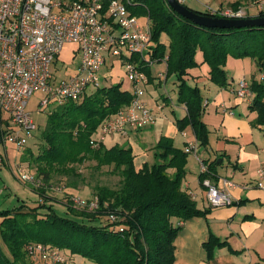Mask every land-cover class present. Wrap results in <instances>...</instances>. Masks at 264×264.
<instances>
[{"label": "trees", "instance_id": "obj_1", "mask_svg": "<svg viewBox=\"0 0 264 264\" xmlns=\"http://www.w3.org/2000/svg\"><path fill=\"white\" fill-rule=\"evenodd\" d=\"M132 12L149 17L153 31L152 58L166 59L167 78L175 76L178 101L187 107V116L177 120L183 132L191 127L200 147L208 148L209 128L203 120V98L197 87L187 82L189 71L202 63L210 67V79L221 88L230 86L225 70L227 58L251 57L260 73L264 72V27L242 29H209L200 27L179 15L167 0H133ZM250 1L236 0L235 11ZM189 8L188 6L184 5ZM214 18H226L209 11L198 12ZM264 17V11L246 18ZM166 35L169 46L161 38ZM136 62L138 59L135 57ZM143 70L152 82L151 69ZM254 99L250 109L258 113L256 125L264 127V79H252ZM132 94L122 84L96 89L81 102L68 101L53 107L43 132V145L38 155L30 150L32 164L39 177L48 183L53 177L67 179L70 188L89 184L79 168L90 163L93 172L117 176L116 188L94 187L99 208L94 212H78L67 208L61 215L50 199L38 206L22 204L14 210L0 212V264H33L27 247L42 244L60 249L71 256H81L95 264H175V240L181 226L196 217H207L211 209L200 210L192 196L183 189L189 154L175 147L172 139L162 137L154 149V163H145L137 170L131 148L100 144L94 136L105 121L132 102ZM219 158L208 163L213 176L200 174V181L209 177L216 181ZM41 196L46 195L40 191ZM42 211H45L44 213ZM117 221H111L110 217ZM228 247L214 235L204 243L207 261L215 257L217 248Z\"/></svg>", "mask_w": 264, "mask_h": 264}, {"label": "built area", "instance_id": "obj_2", "mask_svg": "<svg viewBox=\"0 0 264 264\" xmlns=\"http://www.w3.org/2000/svg\"><path fill=\"white\" fill-rule=\"evenodd\" d=\"M187 1L178 0L182 5ZM134 7L133 0H0V151L11 145L17 152H23L34 139L37 126L28 105L36 93L44 95L39 104L42 112L50 113L52 106L68 101L81 102L90 90L104 87L101 71L110 59L122 62L133 99L103 123L94 136L95 147L104 144L108 137L126 136L130 130H143L155 123L153 112L143 100L150 83L143 68H151L155 63L150 58L152 25L149 17L143 16V21L142 16L134 14L131 10ZM208 11L228 19L247 17L242 9L234 12L208 8ZM66 45L74 46V58L79 54L81 60L74 75L59 78L52 67ZM158 78L165 88L167 71L158 73ZM165 93L168 95L166 90ZM236 95L252 103L250 81L242 80ZM185 151L196 156L201 174L213 176L199 156L198 142L190 143ZM18 174L24 182L40 185L22 167ZM256 185L264 190V165L257 172ZM203 186L211 208L234 205L233 181L222 178L216 183L207 177ZM76 203L91 212L99 208L97 199L89 202L78 198ZM110 219L117 221L114 216ZM28 253L33 260L49 264L68 263L63 251L42 244L29 246Z\"/></svg>", "mask_w": 264, "mask_h": 264}, {"label": "crops", "instance_id": "obj_3", "mask_svg": "<svg viewBox=\"0 0 264 264\" xmlns=\"http://www.w3.org/2000/svg\"><path fill=\"white\" fill-rule=\"evenodd\" d=\"M206 1L205 11H208V8L218 10V7L226 2V0ZM167 43L169 44V39ZM64 51L60 56L62 59L63 57L65 59ZM198 62L201 63L200 60ZM205 68L206 66H201V71ZM206 73L203 72L202 75L199 74L198 68L192 69L186 79L202 77ZM151 75L153 79L149 83L151 90L145 103L153 112L155 123L143 130H130L126 136L108 137L104 143L108 147L119 145L131 148L137 170L142 169L145 163H154V149L162 137L172 139L175 147L182 150L183 148L176 146V142L183 141L188 146L196 140L191 127L181 132L176 124L177 120L187 116L184 105L174 104L168 93V82L171 79L173 86L179 85L177 78L175 79L174 76L167 78L164 88V92L166 90L168 94L166 95L160 92L163 89L162 80L156 74L151 73ZM254 78L258 79V76ZM114 84H122L123 89L129 91L130 84L126 79L118 80ZM238 85L235 88L230 83L227 89L229 97H234L238 101L237 105L242 102L250 106L252 103H245L237 97ZM174 89L178 97V89ZM223 92L225 91H219V99L222 94H225ZM234 107L232 101L228 103L223 101L216 108L217 112L223 115L221 131L216 129L218 132L216 141L211 142L207 149L203 150L199 146V156L205 163H211L218 158L222 160L218 162L219 166L215 169V182L218 183L220 179L227 178L236 184V187L231 190L234 205L211 208L207 200V190L200 181V169L195 171L193 168H188L187 164V176L183 189L192 196L200 210L211 209V212L205 218L196 217L186 222L175 221L176 225L181 226L175 240V264H264V190L257 188L256 185L257 172L264 165V146H258V140H255L256 142L253 140V130L246 120L236 117ZM231 112L233 115L230 114ZM203 120L212 133L213 127L208 123L209 120H206L205 116ZM225 141H230L234 145H228ZM253 143H256L255 147L250 146ZM211 235L223 242L226 241L228 247L217 248L214 259L207 261L203 245L209 241Z\"/></svg>", "mask_w": 264, "mask_h": 264}, {"label": "rangeland", "instance_id": "obj_4", "mask_svg": "<svg viewBox=\"0 0 264 264\" xmlns=\"http://www.w3.org/2000/svg\"><path fill=\"white\" fill-rule=\"evenodd\" d=\"M229 2H226L218 7L221 11H234L231 6L232 1L236 0H228ZM206 0H189L185 3L186 6L189 8H192L193 10H196L198 12H205V6ZM264 3V0L259 1H250L244 5H242V8L239 10H243L246 13V16H252L251 14H259L260 11H264V6L262 7V4ZM238 10V11H239ZM142 20L145 21V18L142 16ZM161 41L166 45L169 46L168 37L166 35H163L161 38ZM64 51L66 53L65 59L63 57H59L56 62L54 63L52 69L53 72L59 77H68L71 75H74L77 71V66L80 63L81 57L79 54L73 53V46L72 45H66ZM152 61L155 63L151 66V73L158 75V73L166 72L167 71V65L162 62L159 63L154 58L150 57ZM203 56L202 53H198L196 56L197 61L200 60L202 65L198 67L199 74L203 75V72H207L205 76L202 77H194L187 79V82L189 85L199 88L201 96L203 98V106H204V115L205 119L209 120V124L213 127L212 133L209 134V143L216 141V137L218 132L216 129H219L221 131V123L223 119V115L218 113L216 108L220 106V104L224 102H230L232 101L233 108L236 117L238 119L246 120L248 125L250 126L251 130H253L254 136L253 140H258V146H264V127L256 125V121L258 118V113L251 110L250 106L247 104H243L240 102V104L237 105L238 101L234 97H229V91L228 88H221L218 84L214 83L210 79V67L207 64H203ZM115 62V64H111L112 62ZM201 66H206L205 69L201 71ZM209 68V69H208ZM225 70L229 78V82L232 86L236 88V86L244 79L252 82V79L258 76L259 80L262 79L263 73L259 72V69L257 67L256 62L251 57H245V58H235L233 56H229L226 61ZM101 74L104 78L103 86H110L113 85L115 82L124 81L126 79L125 75V68L121 61L118 59L115 60H108L106 66L102 69ZM173 77V76H172ZM205 77V78H204ZM175 78V76H174ZM176 79V78H175ZM127 81V80H126ZM175 88V89H174ZM178 89V85L175 84L174 86L171 84V79L168 82V93L172 97V101L174 104H181L178 101V97H176V91L174 90ZM151 88L149 85L145 88V95L143 97V100L145 101L147 99V95ZM224 90L225 94H222L221 98L219 99V91ZM91 92V90H90ZM161 93L164 92V87ZM229 94V95H228ZM44 95L41 93H36L31 100L29 101L28 105V111L31 113L32 118L37 126V130L34 132L35 137L34 139L29 143V146L23 151V152H17L15 150V147L9 145L6 150L0 151V212L6 211V210H14L19 208L22 204H28L30 206H38L45 203V199H50V202L48 204H52L61 215H66L67 208H72L78 212L82 211H89L87 208H82L76 203V200L78 198H81L86 201H92L95 200L96 194L94 187L96 185H103L108 186L111 188H116L119 183V178L117 176H112L107 174L108 171H110L109 168H104L102 172H93V170L89 167L91 164L86 163L82 165L79 168V172L83 173L84 176L88 179L89 184L83 185L80 184L78 189H73L68 187L67 185V179L64 177L55 176L52 178V180L48 183H46L42 177H39L37 174V171L32 164V158L29 153V150L34 154L38 155L40 151V147L43 145V132L46 127L48 117H49V111H40L39 104L42 101ZM216 99V100H215ZM222 100V101H220ZM242 103V104H241ZM246 103V101H245ZM53 106L51 107V109ZM183 108H187L185 105ZM179 112V110L177 111ZM217 115V117H216ZM222 115V116H221ZM210 131V130H209ZM224 134V133H222ZM251 138V137H248ZM197 140H195V143ZM256 142V141H255ZM214 143V142H213ZM228 145H234L230 141H225ZM176 146L183 148V150H186V145L183 141H178L175 143ZM210 146V145H209ZM252 147L256 146V143H253L250 145ZM201 149L205 150L207 148L200 147ZM19 167H22L24 172L29 173L30 175H33L36 179L35 181H39L40 185L37 186L36 184H31L24 182L19 174L18 169ZM188 168H193L198 170L199 163L196 159V156L193 153H189L188 157ZM45 191L46 195L41 196L39 193L40 191ZM43 213L45 211H42ZM0 243L3 246V239L0 235ZM31 246V245H29ZM28 246V247H29ZM4 247V246H3ZM27 247V251H28ZM62 251V250H61ZM63 253L68 258L67 264H95L81 256H71L68 255L66 252L63 251ZM29 261H31L33 264H49L46 263L40 259L33 260L30 254L28 253Z\"/></svg>", "mask_w": 264, "mask_h": 264}, {"label": "water", "instance_id": "obj_5", "mask_svg": "<svg viewBox=\"0 0 264 264\" xmlns=\"http://www.w3.org/2000/svg\"><path fill=\"white\" fill-rule=\"evenodd\" d=\"M167 2L170 7L173 8L179 15L200 27L209 29H242L264 27V17L246 19L214 18L196 13L180 4L178 0H167ZM219 162H222V160H219Z\"/></svg>", "mask_w": 264, "mask_h": 264}]
</instances>
